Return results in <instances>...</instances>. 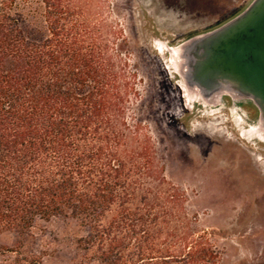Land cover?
<instances>
[{"label": "trees", "instance_id": "trees-1", "mask_svg": "<svg viewBox=\"0 0 264 264\" xmlns=\"http://www.w3.org/2000/svg\"><path fill=\"white\" fill-rule=\"evenodd\" d=\"M76 2L0 0V264H44L31 229L53 217L75 222L77 264H216L173 185L150 183L129 82Z\"/></svg>", "mask_w": 264, "mask_h": 264}, {"label": "rangeland", "instance_id": "rangeland-1", "mask_svg": "<svg viewBox=\"0 0 264 264\" xmlns=\"http://www.w3.org/2000/svg\"><path fill=\"white\" fill-rule=\"evenodd\" d=\"M250 1L76 2L101 26L129 82L124 119L139 140L148 137L150 183L173 185L188 229L205 231L219 251L216 264H264V143L241 131L255 121L257 109L229 97L211 109L191 102L168 66L167 47L224 23ZM19 16L28 27L30 18ZM31 232L44 264L78 263L73 220H38ZM0 241L11 244L13 234L3 232Z\"/></svg>", "mask_w": 264, "mask_h": 264}, {"label": "water", "instance_id": "water-1", "mask_svg": "<svg viewBox=\"0 0 264 264\" xmlns=\"http://www.w3.org/2000/svg\"><path fill=\"white\" fill-rule=\"evenodd\" d=\"M168 66L191 102L216 107L250 102L257 117L242 129L264 143V0H251L224 23L167 47Z\"/></svg>", "mask_w": 264, "mask_h": 264}, {"label": "flooded vegetation", "instance_id": "flooded-vegetation-1", "mask_svg": "<svg viewBox=\"0 0 264 264\" xmlns=\"http://www.w3.org/2000/svg\"><path fill=\"white\" fill-rule=\"evenodd\" d=\"M240 104V103H239Z\"/></svg>", "mask_w": 264, "mask_h": 264}]
</instances>
